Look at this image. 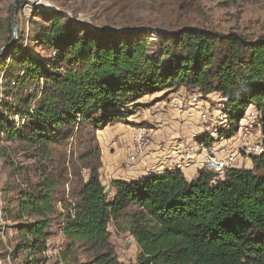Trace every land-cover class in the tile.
<instances>
[{
	"label": "trees",
	"instance_id": "trees-1",
	"mask_svg": "<svg viewBox=\"0 0 264 264\" xmlns=\"http://www.w3.org/2000/svg\"><path fill=\"white\" fill-rule=\"evenodd\" d=\"M33 38L55 57L49 64L15 48L4 73L15 103L5 110L24 124L19 129L14 120L0 118V138L30 146L46 160L52 146L68 144L81 122L94 131L87 156L98 154L96 131L125 124L145 108L141 99L166 89H198L205 97L219 93L231 123L221 132L227 138L238 132L249 105L264 111V35L248 40L186 27L153 47L144 37L81 31L57 14ZM196 140L207 147L214 142L209 135ZM252 164L229 170L217 182L203 169L188 181L176 168L138 180L114 179L109 191L100 180L101 165L92 166L67 214L68 247L61 259L90 246L86 264H123L109 243L113 223L117 232L134 237L136 264H264V153L252 157ZM57 182L27 180L18 190L14 219H39L17 227L23 242L16 253H26L24 264H41L37 256L46 248Z\"/></svg>",
	"mask_w": 264,
	"mask_h": 264
},
{
	"label": "rangeland",
	"instance_id": "rangeland-1",
	"mask_svg": "<svg viewBox=\"0 0 264 264\" xmlns=\"http://www.w3.org/2000/svg\"><path fill=\"white\" fill-rule=\"evenodd\" d=\"M16 1L0 0V49L13 38V27L10 32L8 21L12 26V9ZM57 14L71 21L81 31L144 37L153 47H158L162 38L171 37L186 27L206 29L224 35L235 33L248 40H255L264 35V0H21L16 15L17 41L11 49L0 55V118L14 120L19 129L24 123L18 116L5 110V106L14 105L15 100L13 95L7 94L8 83L4 73L13 65L12 58L16 47L22 50L26 48L36 58L49 64L53 63L55 52L33 37ZM178 91L166 89L145 96V108L122 124L128 131L145 125L152 128L154 134L170 130L177 135L193 132L195 140L207 136L208 133L204 129L215 123L212 120L213 114L210 113L211 120L205 123L200 113H185L188 110L184 106L185 101L195 93L182 89L180 94H175ZM217 98L216 95L204 97L205 100L211 101L212 108L216 107L212 101ZM99 131H96L98 154L87 156L95 145L91 141L94 131L89 124L81 122L74 128V137L70 138L67 145L51 147L50 160L44 159L39 151L30 146L11 142L5 135H1L0 264H24L27 259L26 253H16V247L23 242L17 227L39 219H14L17 211V193L27 180L36 184L44 183L48 179L58 181L54 190V212L49 215L46 248L37 258L41 264L90 262L93 254L90 246L74 248L67 261L61 259V254L66 252L68 247L63 229L67 214L76 203L79 181L88 180L90 167L98 164L102 166ZM124 166L126 167V164ZM104 179L100 178L102 182ZM103 183L107 186L106 182ZM107 188L109 191V186ZM109 228V243L118 261L123 264H136L140 252L137 243L133 244L130 235L125 231L117 232L115 224L111 223Z\"/></svg>",
	"mask_w": 264,
	"mask_h": 264
},
{
	"label": "built area",
	"instance_id": "built-area-1",
	"mask_svg": "<svg viewBox=\"0 0 264 264\" xmlns=\"http://www.w3.org/2000/svg\"><path fill=\"white\" fill-rule=\"evenodd\" d=\"M194 93L188 101H185L186 105L184 106L187 107V112L191 115L200 113V117L205 123L211 120L209 118L211 113L213 114L212 120L215 122L211 127L204 129L214 141L213 144L209 147L198 144L205 155L201 162V168L215 175V182L224 180L231 169L246 168L247 161L264 153V111L260 108V105H249L240 121L238 132L227 138L221 135L222 131H227L231 127L224 98L219 93L207 95V98L215 95L218 97L212 101L216 105L215 108H212L211 101L205 100V96L198 89H194ZM154 135V130L145 125L133 129L131 145L128 147L126 154L125 164L127 169L134 171L139 159L148 154L154 142ZM172 154L176 157L175 159L178 158L179 160L180 158V162L177 164L178 168L191 165L192 157L185 146L176 145ZM150 175L157 174L156 172H150L148 176ZM130 237L131 242L136 244L134 237Z\"/></svg>",
	"mask_w": 264,
	"mask_h": 264
},
{
	"label": "crops",
	"instance_id": "crops-1",
	"mask_svg": "<svg viewBox=\"0 0 264 264\" xmlns=\"http://www.w3.org/2000/svg\"><path fill=\"white\" fill-rule=\"evenodd\" d=\"M182 89L187 90L185 88ZM182 89L177 90L178 92L175 94H180ZM192 91L194 92V90ZM140 103L143 104L146 101L141 99ZM132 131L133 129L128 131L124 124L116 122L98 132V140L102 150V166L99 170L101 172L100 178H105L103 182H106L107 186H110L111 181L114 179L138 180L148 176L150 172L163 175L169 170L178 168L177 164L180 162V158L179 160L178 158L175 159L176 157L172 154L176 145L185 146L192 157V163L189 167H180L179 169L182 170L188 181L197 178L199 170L202 169L201 162L205 155L195 140V133L184 132L177 135L174 132L171 133L170 130L159 131L154 135V142L148 154L139 159L134 171H130L124 165L127 149L131 145ZM252 165V159L247 161L246 169H251Z\"/></svg>",
	"mask_w": 264,
	"mask_h": 264
},
{
	"label": "water",
	"instance_id": "water-1",
	"mask_svg": "<svg viewBox=\"0 0 264 264\" xmlns=\"http://www.w3.org/2000/svg\"><path fill=\"white\" fill-rule=\"evenodd\" d=\"M20 1L21 0H17L13 6V9H12L13 38H12L11 42H9L8 44H6L5 46H3L0 49V55L3 52L11 49L13 47V45L15 44V42L17 41L18 23H17L16 15H17V7H18V4L20 3Z\"/></svg>",
	"mask_w": 264,
	"mask_h": 264
},
{
	"label": "bare ground",
	"instance_id": "bare-ground-1",
	"mask_svg": "<svg viewBox=\"0 0 264 264\" xmlns=\"http://www.w3.org/2000/svg\"><path fill=\"white\" fill-rule=\"evenodd\" d=\"M250 163V162H249Z\"/></svg>",
	"mask_w": 264,
	"mask_h": 264
}]
</instances>
